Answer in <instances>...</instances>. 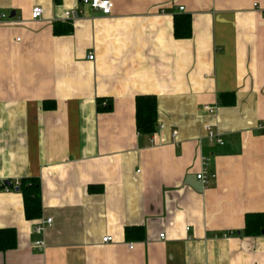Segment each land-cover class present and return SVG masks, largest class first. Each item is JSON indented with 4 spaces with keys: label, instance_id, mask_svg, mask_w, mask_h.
<instances>
[{
    "label": "crops",
    "instance_id": "0c3cea01",
    "mask_svg": "<svg viewBox=\"0 0 264 264\" xmlns=\"http://www.w3.org/2000/svg\"><path fill=\"white\" fill-rule=\"evenodd\" d=\"M110 1L102 15L81 0H0V230L17 242L0 264H264V230L242 234L245 215L264 216V0ZM181 15L186 38L174 36ZM67 22L70 34L53 33ZM144 95L152 135L136 131ZM28 177L42 202L30 221L5 186Z\"/></svg>",
    "mask_w": 264,
    "mask_h": 264
},
{
    "label": "trees",
    "instance_id": "16d2710c",
    "mask_svg": "<svg viewBox=\"0 0 264 264\" xmlns=\"http://www.w3.org/2000/svg\"><path fill=\"white\" fill-rule=\"evenodd\" d=\"M190 23L189 15L174 16L173 30L176 38H186L190 36ZM72 31L71 23H55L53 33L56 35H68ZM104 99L99 98L97 101L98 112H109L112 106L106 102L102 105ZM135 120L136 131L142 135H152L157 129V104L156 98L153 95L137 96L135 98ZM43 108L54 110V104L50 106L43 103ZM18 191L23 198V212L25 219L36 220L42 215L41 211V197H40V182L37 178H23L18 181ZM5 186H10L11 183L7 182ZM245 226L242 234L246 236H255L264 230V216L261 214L251 213L244 217ZM132 234L137 238H142V228L133 227L126 228L125 235L131 237ZM16 231L13 229L0 230V253L14 250L16 248Z\"/></svg>",
    "mask_w": 264,
    "mask_h": 264
},
{
    "label": "built area",
    "instance_id": "2783aa9c",
    "mask_svg": "<svg viewBox=\"0 0 264 264\" xmlns=\"http://www.w3.org/2000/svg\"><path fill=\"white\" fill-rule=\"evenodd\" d=\"M81 4L87 5L89 6V8L93 11H100L102 13V15H110L111 14V10L113 7V3L110 0H81ZM179 11L182 12L183 9L179 8ZM262 20L264 21V12H262ZM43 14V9L39 6L35 7L32 9L31 11V20H38ZM79 15V11L78 10H72V11H67L64 12L62 15V19H64L65 21L67 20H75ZM5 15H1V19H4ZM88 59L92 60L93 59V55L89 54L88 55ZM102 105H105V103L103 102ZM204 110H206L209 114L214 113V110L212 108H210L209 106H204ZM206 132H208V138L210 141H214L216 142L218 145L222 144V139L218 136H216V134L211 130V127L209 125L205 126ZM176 135V133H173V136ZM202 160V165H203V170L201 172H199L196 177L197 179L201 182V184L203 185V187L207 186L209 183V179L205 176V171L207 168V162L204 158L201 159ZM15 188L19 187V183L18 181L15 182L14 186ZM52 219L51 218H44L39 220L33 227V232L36 233L37 235H43L45 230L52 227ZM159 237H161V239H163V235H160ZM112 239L109 236H105L103 238V243H108L111 242ZM34 246L38 247V248H44V241H42V239H37L34 242ZM133 247L132 244L128 245V249L131 250Z\"/></svg>",
    "mask_w": 264,
    "mask_h": 264
},
{
    "label": "water",
    "instance_id": "95a60500",
    "mask_svg": "<svg viewBox=\"0 0 264 264\" xmlns=\"http://www.w3.org/2000/svg\"><path fill=\"white\" fill-rule=\"evenodd\" d=\"M17 190H18V188H17Z\"/></svg>",
    "mask_w": 264,
    "mask_h": 264
}]
</instances>
